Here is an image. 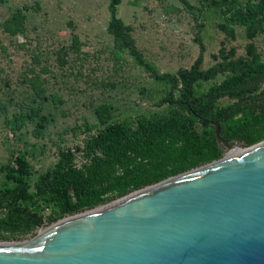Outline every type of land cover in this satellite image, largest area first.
Listing matches in <instances>:
<instances>
[{
    "label": "trees",
    "instance_id": "1",
    "mask_svg": "<svg viewBox=\"0 0 264 264\" xmlns=\"http://www.w3.org/2000/svg\"><path fill=\"white\" fill-rule=\"evenodd\" d=\"M184 8L200 12L207 8L218 18L217 28L226 39H236L241 29L246 41L245 54L237 56L236 48L224 43L213 63L204 69L205 46L200 37L203 24L197 26L195 41L198 56L188 68L174 73H161L146 62L137 49L131 26L118 17L121 0H109V22L106 28L112 38V51L117 61L127 53L150 77L163 85L159 106L161 112L115 121L113 107L100 103L94 107L95 122L86 127V136L75 148L86 162L76 166L75 152L60 150L56 164L34 177L36 172L24 154L0 166L7 183L0 187V238H24L44 223L92 210L123 198L223 157L215 139L214 122L220 136L250 147L264 141V51L255 40L264 39V0H198L201 8L180 0ZM6 0H0L3 5ZM38 6L15 9L2 23L10 37L24 35L28 11ZM77 34H72L69 50L57 53L61 65L67 64L69 51L81 52ZM24 75L33 101L25 119H40L45 126L42 103L55 97L47 94L42 72ZM209 84L207 88H204ZM61 103V100L58 99ZM20 128V125L17 126ZM13 162V165L11 163ZM12 183V186H8ZM47 212V213H46Z\"/></svg>",
    "mask_w": 264,
    "mask_h": 264
},
{
    "label": "rangeland",
    "instance_id": "2",
    "mask_svg": "<svg viewBox=\"0 0 264 264\" xmlns=\"http://www.w3.org/2000/svg\"><path fill=\"white\" fill-rule=\"evenodd\" d=\"M187 1L201 8L198 0ZM23 6L38 9L27 12L25 34L10 37L2 31L1 23ZM108 7L109 0H6L0 5V166L24 154L36 177L52 168L59 151L66 149L75 152L74 162L81 166L86 159L75 148L86 136V127L94 124V107L100 103L112 105L115 121L164 110L165 106L158 104L163 85L155 82L127 53L122 60L115 59L112 38L106 31ZM201 10L194 15L180 0H121L118 17L132 27L136 47L146 62L161 73H174L193 63L199 53L195 41L199 24H203L199 35L205 46L204 69L212 65L211 54H216L222 43L228 49L236 48L237 56L244 55L246 41L241 29L236 28L234 41L226 39L217 28V16L207 8ZM73 33L82 44L81 52L69 51L63 66L57 53L62 47L69 50ZM255 43L263 52L264 39L258 37ZM32 69L35 73L48 70L42 76L47 94L55 97L41 102L42 115L47 118L44 127L37 125L40 119L32 121L22 115L30 114L29 110L40 103L33 101L31 89L23 80ZM238 146L243 147L240 143ZM5 183L1 174L0 187ZM66 217L44 223L24 238H0V243L29 241Z\"/></svg>",
    "mask_w": 264,
    "mask_h": 264
},
{
    "label": "water",
    "instance_id": "3",
    "mask_svg": "<svg viewBox=\"0 0 264 264\" xmlns=\"http://www.w3.org/2000/svg\"><path fill=\"white\" fill-rule=\"evenodd\" d=\"M214 126L222 158L0 243V264H264V141L239 147Z\"/></svg>",
    "mask_w": 264,
    "mask_h": 264
},
{
    "label": "bare ground",
    "instance_id": "4",
    "mask_svg": "<svg viewBox=\"0 0 264 264\" xmlns=\"http://www.w3.org/2000/svg\"><path fill=\"white\" fill-rule=\"evenodd\" d=\"M243 150H235L234 148L231 149L228 153H227V157H233V156H236L240 153H242ZM102 209L101 208H98V209H95V210H92V211H89V212H85V213H80V214H76V215H73V216H69V217H66L65 219L61 220L60 222H58L53 228L55 227H59V226H63V225H66V224H69V223H72V222H75L81 218H84L98 210Z\"/></svg>",
    "mask_w": 264,
    "mask_h": 264
}]
</instances>
